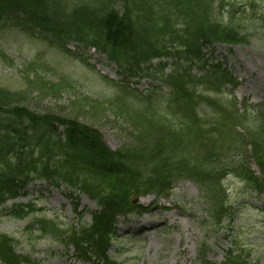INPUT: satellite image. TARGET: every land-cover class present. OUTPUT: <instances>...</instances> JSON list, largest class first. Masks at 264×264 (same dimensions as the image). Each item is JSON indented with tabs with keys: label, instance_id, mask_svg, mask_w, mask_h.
I'll return each instance as SVG.
<instances>
[{
	"label": "trees",
	"instance_id": "obj_1",
	"mask_svg": "<svg viewBox=\"0 0 264 264\" xmlns=\"http://www.w3.org/2000/svg\"><path fill=\"white\" fill-rule=\"evenodd\" d=\"M222 1L0 0L1 30L19 28L27 37L61 50L68 42L94 48L124 80L145 76L167 89L164 98L159 96L158 109L151 105L155 92L148 93L143 101L149 113L133 115L132 122L112 113L129 128V144L119 151L108 149L82 114L109 112L106 102L84 98L73 102L85 107L82 112L59 108L56 113L45 109L41 114L30 109L44 99L33 103L29 99L33 90L60 98L69 84L36 80L32 86L27 83L31 92L0 89V206L19 199L34 179L78 190L98 211L87 228L70 230V236H64L82 261L110 264L106 252L115 220L146 211L133 203L136 198L166 199L176 183L191 181L207 206L210 223L219 230L230 212L222 184L226 176L234 175L246 188L262 195L264 105L252 110L243 105L241 111L228 96L229 102L222 104L219 97L224 85L235 84L219 65L203 60L202 50L213 43H245L243 33L233 24L234 11L226 13L225 22L216 19ZM0 59L7 61L2 51ZM158 60L170 62L169 74L163 73L165 63L151 67ZM195 65L198 70L193 72ZM202 107L213 112V117H201ZM250 159L258 167L259 177L250 171ZM9 212L20 222L34 215L31 205L14 204ZM33 221L49 236L58 230L45 219ZM15 244L10 236L0 235V264H26L16 254ZM224 257L221 264H251L249 254L236 244Z\"/></svg>",
	"mask_w": 264,
	"mask_h": 264
},
{
	"label": "rangeland",
	"instance_id": "obj_2",
	"mask_svg": "<svg viewBox=\"0 0 264 264\" xmlns=\"http://www.w3.org/2000/svg\"><path fill=\"white\" fill-rule=\"evenodd\" d=\"M230 10L235 11V24L246 42L233 47L212 44V47L204 49V59L210 64H222L236 80V89L232 91L226 87L219 97L222 98L221 103L229 102L226 96L230 95L239 105L244 103L252 110L264 105V0H225L216 19L225 22L228 19L226 13ZM13 29H0V51L7 60L0 59V89L24 91L28 82L32 86L39 80L44 84L54 85L62 81L69 84L60 98L33 90L34 94L29 98L33 103L44 99L37 107L31 105L30 109L41 114L45 109L56 113L59 108L66 111L75 108L82 112L85 107L76 106L73 102L84 98L106 102L110 112L96 110L91 115L82 114L99 129L112 150L127 144V131L122 122H114L112 113L124 115L132 122L133 115L149 113L144 103L151 90L155 92L151 105L156 109L160 106L159 96L164 98L167 93L164 86L141 75L140 79L122 82L118 69L103 55L96 53L90 58L86 56V49L76 52L74 42L66 45L75 51L73 56L26 37L19 28ZM85 60L94 69L84 65ZM164 62L155 61L153 64ZM30 64L33 67L29 71ZM168 73L167 66L164 74ZM212 113L207 107L200 108V115L205 119L212 118ZM251 168L258 173L254 164ZM223 184L230 212L221 229L210 226L207 206L200 193L191 182L183 180L174 186L166 200H155L150 195L133 200L135 205L148 208V212L137 218L118 221L110 257L116 264H199V251L203 246L205 261L220 264L224 251L236 244L249 254L252 264H264V195L258 197L233 176H228ZM25 192L26 197L21 203L30 204L38 211V219L46 218L66 228L78 230L88 224V214L96 209L84 195L72 193L65 186L56 189L37 182ZM70 194L73 198L71 203L68 200ZM6 214L0 209V235L14 238L18 243L17 252L30 256L33 264H85L75 260L72 252L66 250L64 241L38 240L39 236L32 227L26 229L30 219L18 223ZM171 219L172 222L169 221ZM139 224H144L147 230L139 232Z\"/></svg>",
	"mask_w": 264,
	"mask_h": 264
},
{
	"label": "bare ground",
	"instance_id": "obj_3",
	"mask_svg": "<svg viewBox=\"0 0 264 264\" xmlns=\"http://www.w3.org/2000/svg\"><path fill=\"white\" fill-rule=\"evenodd\" d=\"M170 222H172L173 220L171 219V220H169ZM141 221H139V223H140ZM136 224H137V222H136ZM138 228H139V232H142V229H145V230H147L146 228H145V226H144V224H142V225H138Z\"/></svg>",
	"mask_w": 264,
	"mask_h": 264
}]
</instances>
